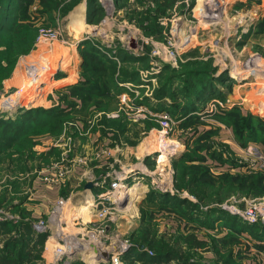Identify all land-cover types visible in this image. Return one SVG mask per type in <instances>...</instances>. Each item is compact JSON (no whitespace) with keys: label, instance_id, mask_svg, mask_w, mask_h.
Returning a JSON list of instances; mask_svg holds the SVG:
<instances>
[{"label":"rangeland","instance_id":"obj_1","mask_svg":"<svg viewBox=\"0 0 264 264\" xmlns=\"http://www.w3.org/2000/svg\"><path fill=\"white\" fill-rule=\"evenodd\" d=\"M16 1L8 6L15 16L7 9L3 20L11 21L13 30L5 25L0 38V53H8L0 60V117L15 118L32 108L67 109L71 101L79 104L76 111L63 118L61 132H47L46 128L38 136L39 144L32 152L15 149L14 154L11 150L15 156L13 169L8 166V156L0 158L4 160L0 163V222L16 224L22 212L35 232L48 234L43 261L35 263L72 264L80 259L87 264L91 258L96 260L92 264H98L94 255L98 250L99 254L103 251L112 255L103 263L126 264L122 257L133 249L130 237L142 227L144 212L148 211V224L159 236L180 240L186 250L195 253L196 261L214 264L212 247H216L222 254L232 249L244 264H264V242L248 233H244L246 237H229L234 230L224 227L222 221L216 232L208 233L160 206L144 210L143 203L151 190L176 194L174 163L189 152L198 161L188 165L200 171L201 179L208 184V195H226V201L218 206L230 215L231 224L239 219L249 226L264 227V134L259 132L264 131L260 127L264 126V0H206L202 9V0H129L121 8L115 0H95L101 10L91 20L88 6L93 0H81L67 14L61 9L49 10L42 0ZM71 2L66 0L64 4ZM20 7L26 8L22 18ZM81 14L84 19L77 24L74 19ZM18 17L20 22L15 25ZM86 41L119 65L123 55L131 56L122 67L136 69L138 76L134 82L115 78L116 82H110V92L89 95L84 107L79 97H61L83 86V81L114 79L107 61L103 64L86 58ZM166 65L171 70L165 73L174 72L179 78L173 90L180 89L181 97L185 88L194 93L199 84L194 78L183 82L189 72L185 69L207 71L215 78L225 76L223 83L214 82L225 101L212 100L187 117L180 105L176 112L153 110ZM251 70L255 72L250 74ZM237 72L249 77L237 76ZM68 73L73 75L71 83L58 87L57 81L69 77ZM45 78L48 83H43ZM35 79L39 89L43 88L38 96L29 98L31 94L25 92L16 97L25 82L34 83ZM167 100L174 103L170 97ZM235 113L248 119L235 118L234 127L220 118ZM121 119L127 129L105 122ZM251 120L258 136L254 141H249V135L245 137ZM150 133L154 135L150 144H157L162 152L155 155V163L147 161L150 158L144 160L146 172L155 183L148 193L140 194L134 176L128 182L120 175L112 180L109 172L116 166L115 151L137 148ZM92 146L93 155L87 154ZM79 169L82 172L77 175ZM49 175L56 177V183L45 180ZM92 176L106 180L103 192L89 206L94 211H67L61 217L59 209L48 214L38 212L41 203L33 196L35 185L58 188V206H62ZM181 196L195 201L187 193ZM9 257L4 253L2 264H14Z\"/></svg>","mask_w":264,"mask_h":264},{"label":"trees","instance_id":"obj_2","mask_svg":"<svg viewBox=\"0 0 264 264\" xmlns=\"http://www.w3.org/2000/svg\"><path fill=\"white\" fill-rule=\"evenodd\" d=\"M65 1L66 0H42V2H45L44 6H47L49 10L54 11L61 9L62 13L64 14L70 12L75 6H77V4H79L81 0H72V2L69 4H64ZM127 1L129 0H115L119 8H121L123 6L122 4ZM13 2L17 1L0 0L1 39L3 38L2 36H4L2 31L7 28V24H9V31L13 30L11 21H9V23L3 22L5 18V12L7 13V9L12 13L11 16H15L16 12L14 9L8 7L14 4ZM61 5L62 8L60 7ZM88 9V20H91L92 17L99 14L101 10V8L95 5V0L89 3ZM25 10V7H20L21 18ZM19 20L20 17H18V20L14 22L15 25L20 22ZM5 25L6 28L4 27ZM20 27L21 26H19L16 30L14 29V32L16 33ZM85 44L86 46L89 45L86 51H84L86 58L88 60L94 58L95 61L98 63L101 62L103 64H107V61L109 64L107 68L111 72L114 79L102 82L100 80L83 81V86L76 87L75 91H72L70 94L63 95L61 99L65 97H79L78 100H80L82 105L85 107L87 106L86 102L89 101L87 100L89 95L110 92L112 88V84L110 82L114 81L115 78L121 80H130L131 82L137 80L138 71L136 69L129 71L128 69L122 67V65L128 62L127 58L132 59L131 56L128 54L123 55V63L119 65L116 60L109 59L110 57H108L105 52L99 51L95 45L90 43V41H86ZM26 47L30 48V45H26ZM0 55L1 60L4 58V56H7L8 53H0ZM119 55L121 58L122 53ZM170 68L171 67L166 65L163 69L161 86L154 95L155 105L152 107L153 110H170L171 112H176V106L180 105L184 108L183 115L187 117L189 115L196 114L201 110V108H205V106L212 100L219 99L225 101L224 94L218 91L217 84L214 83L215 81L223 83L225 76L215 78L213 74L207 71H200L197 68H192L190 70L185 69V72H189L186 75L187 79H184L183 82L187 83L190 78H194L199 84L197 87H195L194 93H191V91H188V88H185L183 91H181L185 95L181 97L180 93H178L180 89L176 91L173 90L174 82L179 78L175 76L176 74L174 72L170 74L165 73L171 70ZM226 81L228 83L231 82L229 79H226ZM81 94H83V96ZM192 95L195 96V99H191ZM169 97L171 101H174L173 104H171L172 102L169 103L167 100ZM149 100L150 99H147L146 101ZM67 106V109L63 107L59 109L32 108L19 112L17 115H15V118L12 117L9 119H4L0 117V158L5 156L9 157L11 160L8 163L9 168L13 169L12 165H15V156L10 153L11 150H13L14 154H16V151H14L15 149H19L18 152H29L30 150V152H32L34 146L39 144L38 136H41L42 132H44L46 128L49 129L47 132L56 133V130L62 131L63 118L76 111L79 104L77 102L71 101V103H68ZM68 108H70L71 111H69ZM103 110L106 109H100V111ZM236 113L235 116L233 115V117H230L227 114L228 117L220 116V118L225 121L228 120L234 127H236L234 123L235 118L242 117L243 119H248L245 117L247 115ZM177 117L179 116L177 115ZM105 122H110L113 126L116 125L120 129H127L122 119L119 121L106 120ZM248 122L249 121H246V125ZM151 126L152 125L149 124L148 129H150ZM260 127L264 128L262 125H260ZM246 128L249 129V131L245 133V137H248L249 135V141H254L258 138V136L254 135L252 120L249 122V125L246 126ZM259 132H261L260 134H264V131L262 130ZM28 147H30V149ZM22 154L25 156L27 152H23ZM178 161L177 163H174V187L176 194L171 195L170 193H161L158 190H151L147 194L145 201H143L145 204L144 210H151L156 206H160L163 209H167L176 213L188 223L199 225L202 227V229L208 231V233L213 232L216 229L217 224L221 223L222 221L224 227H231L234 230L229 237H246L244 233H248L251 238L264 242L263 226H249L241 221L238 222L237 220L239 219L237 218V220L231 224V219L228 218L230 215L218 206L219 204H222L226 201V195L223 196L218 192L216 195L213 194L212 196H209L207 193V190L209 189L208 184L206 181L201 179L202 176L200 171L189 167L188 164L198 161L197 159H193L188 152L185 153ZM2 162H4V160L0 161V163ZM11 171L13 172L14 170ZM183 193H187L190 197H193L196 202L181 196ZM147 212H144L142 220L144 223H142V227L130 237V240L133 243V249L128 254L124 255V257H122L124 263L170 264L174 262L176 264H213L196 261L194 257L195 253H192L191 250H186L180 240L174 239L175 241H171L159 236L156 228L148 224ZM20 217L21 220L16 224L10 222H0V245L4 244L0 246V264H2L1 258L4 253L10 256L9 258L14 264H36L35 262L43 261V245L48 238V234H40L35 232L31 223H29V221H25L26 216L22 212H20ZM212 249L213 255L216 257L214 264H244V262L240 261L239 254H236V252H234L232 249L224 254L220 253L216 247H212ZM89 262L96 263L90 259ZM72 264L86 263L83 260L75 259L73 260Z\"/></svg>","mask_w":264,"mask_h":264},{"label":"crops","instance_id":"obj_3","mask_svg":"<svg viewBox=\"0 0 264 264\" xmlns=\"http://www.w3.org/2000/svg\"><path fill=\"white\" fill-rule=\"evenodd\" d=\"M77 24L81 21L79 18L74 19ZM69 75V73H68ZM76 76V73L74 74V77ZM71 77L73 75L64 76L63 78H60L57 81V86L62 87L68 83H71L69 81L73 80ZM73 82H76L73 81ZM145 139L140 142L139 146L137 148H126L121 151H115V162L116 166L113 167V171L109 172V176H111L112 180L116 178V176H121L123 178H126L125 180L130 181V178L134 176V180L137 181L136 186L139 188L140 194H146L149 192L150 187L155 183V180L152 178L151 175H149L146 172V167H145V159L150 158L149 161L150 163H155L154 161L156 160V154L160 151V149L157 147V144H153L154 141H151V137L154 138V135L146 134ZM95 140V139H94ZM152 142V144H150ZM93 146L90 147L89 151L87 154H92L93 155ZM166 159V158H165ZM135 171V172H134ZM82 170L79 169L77 170V175H80ZM87 172V171H86ZM85 171L83 172V175L86 173ZM90 169L87 172L90 173ZM103 176H92L90 180L86 181L85 184L78 189L69 200L66 201V203L62 206H58V201L59 198H61L60 194L61 192L59 191L58 188H52V187H47L41 183H38L36 186V193L33 195L37 200V202L41 203V206L38 207V212L40 213L41 211L51 213L53 211H56L59 209L62 213L59 215V217L66 215L67 211L68 214H72L74 211H79V212H87L89 214L90 212L94 211L92 208L89 207L93 204V202L96 200L97 196L99 193L101 194L103 192L102 188L105 183V179H103ZM89 182L94 183V188L92 190H87L86 189V184ZM156 188L165 191L169 190L166 186L164 187H158ZM165 189V190H164ZM51 208V209H50ZM50 209V210H49ZM58 211V210H57ZM54 213V212H53ZM65 219V217H63Z\"/></svg>","mask_w":264,"mask_h":264},{"label":"bare ground","instance_id":"obj_4","mask_svg":"<svg viewBox=\"0 0 264 264\" xmlns=\"http://www.w3.org/2000/svg\"><path fill=\"white\" fill-rule=\"evenodd\" d=\"M205 1L206 0H202V2H201V4L199 5V8L200 9H202V8H204V4H205ZM216 18V17H215ZM79 19L80 20H83L84 19V17H83V15L81 14L80 16H79ZM82 24V23H81ZM83 25H85L84 23H83ZM83 27V26H82ZM85 27V26H84ZM49 66V65H48ZM247 72V71H246ZM249 72V71H248ZM255 72V71H254ZM253 72V70H251L249 73L251 74V73H254ZM234 73V72H233ZM235 74V73H234ZM237 76H240V77H243V78H246V77H249L248 76V74H244V73H242L241 74V72H237V74H236ZM39 79V78H38ZM36 81L34 82V83H32V81H27V82H25L24 83V86L22 87V89L17 93V95H16V97H19V96H22L25 92H27L28 94H31L30 95V97L29 98H33V96H38L39 94H40V92H42V90H43V88H41L42 90H40L39 89V87H40V83H38L37 81V79H35ZM47 78H45L44 80H43V83H48L49 81L47 80ZM239 81V80H238ZM31 103V102H30ZM166 143V142H165ZM164 144V143H163ZM164 147V146H163ZM168 149V148H167ZM129 198V197H128ZM76 246V245H75ZM91 261H94V259L92 260L91 258H89ZM96 261V260H95ZM94 261V262H95ZM89 264H92V263H90V262H88Z\"/></svg>","mask_w":264,"mask_h":264},{"label":"water","instance_id":"obj_5","mask_svg":"<svg viewBox=\"0 0 264 264\" xmlns=\"http://www.w3.org/2000/svg\"><path fill=\"white\" fill-rule=\"evenodd\" d=\"M94 188V183L93 182H89L86 184V189L87 190H92ZM94 255L96 257V259L99 261L98 264H101L103 262H109L111 260V253L110 252H101V254H99V251L98 250H95L94 251ZM87 264H89L87 262Z\"/></svg>","mask_w":264,"mask_h":264},{"label":"built area","instance_id":"obj_6","mask_svg":"<svg viewBox=\"0 0 264 264\" xmlns=\"http://www.w3.org/2000/svg\"><path fill=\"white\" fill-rule=\"evenodd\" d=\"M163 115H165V114H163ZM45 180H47L48 183H56V177L53 178V177H50V175L45 177Z\"/></svg>","mask_w":264,"mask_h":264}]
</instances>
